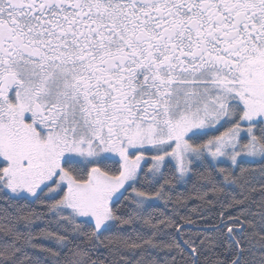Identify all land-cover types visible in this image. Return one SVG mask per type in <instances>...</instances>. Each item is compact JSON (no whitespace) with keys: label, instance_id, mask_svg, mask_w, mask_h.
I'll return each instance as SVG.
<instances>
[{"label":"snow or ice","instance_id":"snow-or-ice-1","mask_svg":"<svg viewBox=\"0 0 264 264\" xmlns=\"http://www.w3.org/2000/svg\"><path fill=\"white\" fill-rule=\"evenodd\" d=\"M0 264H264V0H0Z\"/></svg>","mask_w":264,"mask_h":264},{"label":"trees","instance_id":"trees-1","mask_svg":"<svg viewBox=\"0 0 264 264\" xmlns=\"http://www.w3.org/2000/svg\"><path fill=\"white\" fill-rule=\"evenodd\" d=\"M214 211H219V209L217 208V209H215ZM193 218L195 219L196 217L194 216Z\"/></svg>","mask_w":264,"mask_h":264}]
</instances>
